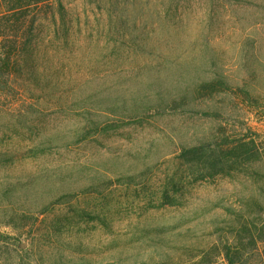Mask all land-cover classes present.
I'll use <instances>...</instances> for the list:
<instances>
[{"label": "rangeland", "instance_id": "obj_1", "mask_svg": "<svg viewBox=\"0 0 264 264\" xmlns=\"http://www.w3.org/2000/svg\"><path fill=\"white\" fill-rule=\"evenodd\" d=\"M72 1L51 84L0 102V264H264V0Z\"/></svg>", "mask_w": 264, "mask_h": 264}, {"label": "trees", "instance_id": "obj_2", "mask_svg": "<svg viewBox=\"0 0 264 264\" xmlns=\"http://www.w3.org/2000/svg\"><path fill=\"white\" fill-rule=\"evenodd\" d=\"M98 2L99 8H112L118 0H91ZM84 6L87 5L84 3ZM77 8L72 0H0V102L8 98L11 105L10 112L21 110L25 104L34 107V103H27L22 96L28 82L35 83L38 91L47 89L48 72L43 69L45 63L57 64L56 55L74 48L78 40L75 28ZM52 25V26H46ZM62 43L59 46L54 41ZM55 42V43H56ZM48 43V44H47ZM52 43V44H51ZM62 45L65 47L61 48ZM56 54V55H55ZM49 67V65L47 66ZM70 107V105H68ZM77 108L76 114L83 117L89 124L95 123L97 111L95 109ZM74 111L73 107H70ZM104 119L88 132L103 131L107 127ZM209 145L201 144L196 148H187L183 158L195 157ZM225 257L228 264H237L238 251H232L230 245L225 246ZM206 257L199 261L180 262L176 264H213L216 256L206 253ZM26 264H31L29 261ZM161 264H169L162 262Z\"/></svg>", "mask_w": 264, "mask_h": 264}]
</instances>
